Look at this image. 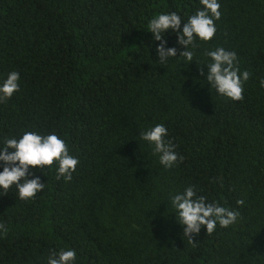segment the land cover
Listing matches in <instances>:
<instances>
[{
  "label": "trees",
  "instance_id": "obj_1",
  "mask_svg": "<svg viewBox=\"0 0 264 264\" xmlns=\"http://www.w3.org/2000/svg\"><path fill=\"white\" fill-rule=\"evenodd\" d=\"M219 2L212 40L160 66L150 20L176 11L182 28L199 0H0V82L20 74L0 101V147L54 133L80 161L70 182L35 169L46 184L30 200L0 195V264L69 248L76 264H264V0ZM165 39L184 51L171 30ZM217 47L251 74L239 101L205 79ZM160 123L182 157L171 169L141 139ZM188 186L237 222L190 241L170 202Z\"/></svg>",
  "mask_w": 264,
  "mask_h": 264
},
{
  "label": "clouds",
  "instance_id": "obj_2",
  "mask_svg": "<svg viewBox=\"0 0 264 264\" xmlns=\"http://www.w3.org/2000/svg\"><path fill=\"white\" fill-rule=\"evenodd\" d=\"M201 8L194 14L184 19L181 28V14L166 12L153 17L148 30L156 44L157 61L160 66L166 65L171 58L183 57L186 62L193 60V51L196 41H211L217 28L216 21L221 19V4L219 0H199ZM184 18V17H183ZM171 30L177 37V44L183 47L179 56L177 48L169 47L165 39L166 33ZM210 63L207 64L205 79L208 85L215 89L218 96H223L233 101L243 99L244 83L249 79L248 71L241 72L238 67V57L235 51H228L224 47H217L207 53ZM191 64V63H190ZM201 75H204L201 69ZM20 74L10 72L6 79L0 82V101L10 99L19 91ZM264 86V79L260 81ZM168 129L162 123L155 124L141 132V139L152 147L154 155L159 158V163L165 169L173 168L182 157L175 151V145L167 140ZM11 150V151H10ZM79 159L70 154L64 139L56 134L41 135L37 131H26L19 138H9L0 147V195L16 189L20 200H30L45 188L46 182L36 174L38 169H55L57 180L63 178L65 182L72 180ZM172 209L177 222L183 228V235L193 242L201 229L206 234H212L219 224L222 228L234 225L240 213L217 202H208L207 197L199 195L195 186L185 187L182 192H177L170 197ZM244 201H237L243 205ZM7 228L0 224V233H5ZM77 253L74 249L53 252L47 257V264H76Z\"/></svg>",
  "mask_w": 264,
  "mask_h": 264
}]
</instances>
